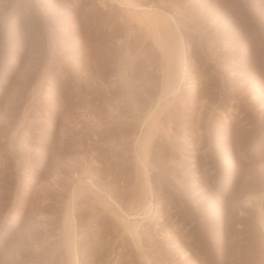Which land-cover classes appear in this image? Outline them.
Wrapping results in <instances>:
<instances>
[{
	"label": "rangeland",
	"instance_id": "obj_1",
	"mask_svg": "<svg viewBox=\"0 0 264 264\" xmlns=\"http://www.w3.org/2000/svg\"><path fill=\"white\" fill-rule=\"evenodd\" d=\"M0 264H264V0H0Z\"/></svg>",
	"mask_w": 264,
	"mask_h": 264
},
{
	"label": "bare ground",
	"instance_id": "obj_2",
	"mask_svg": "<svg viewBox=\"0 0 264 264\" xmlns=\"http://www.w3.org/2000/svg\"><path fill=\"white\" fill-rule=\"evenodd\" d=\"M183 47V46H182ZM188 50V49H187ZM184 54V53H183ZM186 58V57H185ZM184 60V59H183ZM169 61V60H168ZM185 61V60H184ZM183 62V61H182ZM176 82L171 83L168 87H167V91L170 92H174V90L176 89ZM175 93V92H174ZM169 94V93H168ZM151 112V111H150ZM258 197V196H257ZM262 198V197H261ZM148 204V203H147ZM148 209V208H147ZM74 239V238H73ZM74 241V240H73Z\"/></svg>",
	"mask_w": 264,
	"mask_h": 264
}]
</instances>
